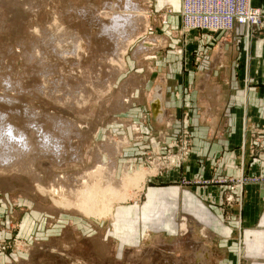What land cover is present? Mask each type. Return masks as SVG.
I'll return each mask as SVG.
<instances>
[{"label": "rangeland", "instance_id": "obj_1", "mask_svg": "<svg viewBox=\"0 0 264 264\" xmlns=\"http://www.w3.org/2000/svg\"><path fill=\"white\" fill-rule=\"evenodd\" d=\"M252 2L261 15L251 29L258 36L264 10ZM120 6L137 15L130 16L135 29L122 37L126 50L102 51L97 21H111ZM181 6V0H0V127H12L28 145L16 163L0 165V264H152L159 256L166 264H251L239 235L232 241L226 219L215 228L204 212L212 208L193 201L189 187L223 186L211 212L228 218L241 206L244 186H263L264 174L182 175L194 146L188 112L175 119L183 123L179 130L150 118L148 96L164 74L157 62L183 55ZM223 6L216 16L230 15ZM230 24L224 32L197 30L232 34L236 19ZM240 29L250 40V30ZM201 53L187 51L193 59L187 67H198ZM85 186L112 193L101 191L87 212L78 204Z\"/></svg>", "mask_w": 264, "mask_h": 264}, {"label": "crops", "instance_id": "obj_2", "mask_svg": "<svg viewBox=\"0 0 264 264\" xmlns=\"http://www.w3.org/2000/svg\"><path fill=\"white\" fill-rule=\"evenodd\" d=\"M252 4L264 10V0H253ZM172 18L180 22L179 17ZM240 28L235 27L232 34L184 32L183 55L179 58L167 54L157 62L164 74L148 96L150 118L159 125L165 121L168 129L179 130L183 127L179 120L186 111L192 125L194 146L190 160L180 170L182 175L207 178L219 174H264V29L247 40ZM187 51L190 55L203 51V62H196L198 67H187L193 63L185 56ZM158 112L159 117L155 116ZM180 172L168 177L179 178ZM189 188L193 193L190 190L188 196L193 201L202 203L203 208L205 203L212 208H205L204 212L218 223L214 227L220 228L226 219L227 234H234L232 241L239 235L251 264H264V184L245 185L240 195L241 206L228 218L223 213L211 212L218 209L223 186L213 185L208 190L192 184ZM186 192L180 194L185 196Z\"/></svg>", "mask_w": 264, "mask_h": 264}, {"label": "bare ground", "instance_id": "obj_3", "mask_svg": "<svg viewBox=\"0 0 264 264\" xmlns=\"http://www.w3.org/2000/svg\"><path fill=\"white\" fill-rule=\"evenodd\" d=\"M183 0H181V2H182ZM126 4V3H125ZM131 4V3H130ZM128 5L129 4H127V7H128ZM132 5V4H131ZM135 5V4H134ZM208 5H211V10H210V13L208 14V12H204V13H200L199 12V14L200 15H202V16H204V17H206V16H209V15H211V16H213V17H215L216 16V13H222L223 11L222 10H220V8H214V5H216V7H218L217 5H221V3L220 2H215V4L213 3V2H209V4ZM117 7V6H116ZM121 7V6H120ZM183 7H184V3L182 2V6H181V11H180V16H183V15H189V13L187 12V11H184L183 10ZM126 9L128 10V8H124L123 6L120 8V9H118V11L117 12H114V13H112V14H110V19H111V21H107L106 23H104V24H101V22L100 21H97V28L100 26V25H102L101 27H100V29L98 28V34H99V36H101V38H100V41H98L97 43L99 44V46H100V48H101V50L102 51H105V50H107V48L106 47H110V46H114L115 45V50H117L118 51V48L116 49V47H119V45H122V47L124 46V43H125V41H124V39L125 38H122L124 35V37H127L126 35L128 34V36L130 35H132V32H133V30L135 29L134 28V26H135V21L134 20H136L137 18V15H136V17L134 16L133 17V15L131 14V11H130V14L131 15H129V13H128V11H126ZM132 11H134V10H132ZM92 13V12H91ZM135 14L137 13L136 11L134 12ZM133 13V14H134ZM134 14V15H135ZM130 16H132L133 18H134V20H133V18H131ZM216 17H219V16H216ZM232 17V16H231ZM136 18V19H135ZM181 19H182V17H181ZM84 21V23H85V20H83ZM90 23L92 24V26H95L96 25V21L95 22H92V20L90 19ZM133 21H134V24H133ZM81 23V22H80ZM83 24V23H82ZM134 25V26H133ZM83 26V25H82ZM86 26H88L89 27V24L88 25H86ZM231 26V24L230 25H228L224 30L225 31H227V30H230L229 29V27ZM247 29H248V24H246V25H244ZM96 27V26H95ZM132 28H133V30H132ZM85 30V32H86V27L84 28ZM90 29H92V28H90ZM131 29V30H130ZM184 29L185 30H187V32H189L190 30H188L186 27H184ZM87 30H89V29H87ZM94 30V29H93ZM127 30H130V31H128V33H127ZM62 32V31H61ZM88 32V31H87ZM129 32H130V34H129ZM50 33H53V32H50ZM71 33V32H70ZM70 33H69V35H70ZM106 34L107 35V37H102V35L103 34ZM127 33V34H126ZM90 34V33H89ZM88 34V35H89ZM66 35V34H65ZM62 35H58L57 37H58V40H62L63 42H65L64 40V38H61V39H59V37H61ZM70 36H72V35H70ZM73 38H75L74 37V34H73V36H72ZM99 38V37H98ZM64 39V40H63ZM61 41V42H62ZM111 43H113V45L111 44ZM83 44V43H82ZM109 44H111V45H109ZM63 46V45H62ZM80 46V45H79ZM68 47V46H67ZM57 48V47H56ZM60 48V47H59ZM66 48V47H65ZM124 48V47H123ZM69 49V48H68ZM98 49V48H97ZM125 49V48H124ZM137 49V48H136ZM141 47L139 46L138 47V50L137 51H141ZM126 50V49H125ZM71 51V50H70ZM136 51V52H137ZM63 52V51H62ZM135 51H134V53H136ZM65 54V53H64ZM103 54V53H102ZM72 55V54H71ZM70 55V56H71ZM104 55V54H103ZM133 55H135V54H133ZM135 57V56H134ZM115 60L117 61V59L115 58ZM121 61V60H120ZM99 84V83H98ZM101 84V83H100ZM104 84H107L106 82H104L103 83V85ZM108 85V84H107ZM105 86V85H104ZM103 86V87H104ZM92 87V86H91ZM95 87V86H94ZM102 87V86H101ZM102 87V88H103ZM99 89V88H98ZM105 89H106V87H105ZM156 90V89H155ZM156 93V92H155ZM157 96H158V94H157ZM155 99V98H154ZM153 101V100H152ZM159 101V100H158ZM158 101H155V105L158 103ZM159 113V112H158ZM155 114V116H157V117H159V115H160V113L159 114ZM32 130V129H31ZM42 135V134H41ZM40 136V135H39ZM41 137V136H40ZM44 139L46 140V142L47 143H50V140H49V137L47 136V134H45L44 136ZM25 137H24V135H22L21 133H19V132H17V131H15L12 127H8V126H1L0 127V165L2 166V165H4V166H8V164H12L14 161V163H16L17 162V159H19V157L20 156H22L21 154H24V152L27 150V148H28V145H27V143H26V141H24L25 139H24ZM41 140V139H40ZM43 140V139H42ZM52 140V139H51ZM53 141V140H52ZM44 145H47V144H45L44 142H42ZM52 144V143H51ZM55 144V143H54ZM53 147H54V149L55 150H57V145H52ZM49 147H51V146H49ZM53 149V148H52ZM53 151V150H52ZM72 151V150H71ZM62 155V154H61ZM22 159V158H21ZM5 161H7V162H5ZM2 169V168H1ZM88 173V172H87ZM144 173L143 172H141V176H144L143 175ZM148 174V173H147ZM83 175V174H82ZM88 175V174H87ZM72 176V175H71ZM126 177V176H125ZM124 177V178H125ZM128 177V176H127ZM135 177V176H134ZM61 178V177H60ZM66 178V177H65ZM62 179V178H61ZM127 179H129L130 180V178H127ZM143 179V178H142ZM112 180V179H111ZM111 180H108L110 183H111ZM113 181V180H112ZM122 181H124V180H122ZM99 182V181H98ZM104 182H107L106 180L104 181ZM103 183V182H102ZM109 183V184H110ZM114 183V182H113ZM107 184L108 183H106V188H109V187H107ZM121 184H123V183H121ZM84 185V184H83ZM94 185V184H93ZM111 185V184H110ZM115 185V184H114ZM117 185V184H116ZM129 186H131V185H129ZM133 186V185H132ZM91 187V186H90ZM90 187H87V186H85V187H83L82 189H80V190H82L81 191V193L79 194V201H78V204L80 205V206H82L83 205V207H84V209H85V211H87V212H89V210L90 209H92V207H93V205H94V203H96L97 202V200H94L96 197L97 198H100V196L101 197H104V196H102V194L104 195V193H100L101 191H103V190H101L100 189V191H99V188H97L98 189V191H97V189H95L96 191H95V194L93 193L92 194V189H90ZM112 187V186H111ZM117 187V186H116ZM115 187V188H116ZM134 187V186H133ZM105 188V189H106ZM115 188H111V189H115ZM102 189H104V188H102ZM104 189V191L103 192H105V194L107 193L108 194V191L107 190H109V189H107V190H105ZM117 189V188H116ZM79 190V191H80ZM51 191V190H50ZM110 192L109 193H112L111 191L112 190H109ZM123 191V190H122ZM126 192V191H125ZM106 194V195H107ZM86 195H89V196H91L92 198H91V200H90V202L89 201H87L86 199H85V196ZM105 195V196H106ZM112 197V196H111ZM62 200V199H61ZM87 202V203H86ZM100 202V201H99ZM100 206V205H99ZM96 211V210H95ZM166 254V253H165ZM155 260L152 262V264H166L167 263V260H163L162 258H160V256L159 257H155L154 258ZM197 262H198V259H197ZM171 263L172 264H177L174 260H171ZM198 263H200V262H198ZM197 263V264H198Z\"/></svg>", "mask_w": 264, "mask_h": 264}, {"label": "built area", "instance_id": "obj_4", "mask_svg": "<svg viewBox=\"0 0 264 264\" xmlns=\"http://www.w3.org/2000/svg\"><path fill=\"white\" fill-rule=\"evenodd\" d=\"M184 3L183 10L187 11L189 15H183L181 21L183 27H186L188 30H206L213 32H224V29L229 25L231 19H236L237 27L248 24V30L252 34V28L257 27L258 19L261 16L260 11L257 9L251 8V0H183ZM209 2H220L223 5H214V8H223L225 6L227 14L224 17H213L202 16L199 14L208 12L210 13L211 5H208ZM228 2V5H226ZM260 22V21H259ZM264 182V179H262Z\"/></svg>", "mask_w": 264, "mask_h": 264}, {"label": "clouds", "instance_id": "obj_5", "mask_svg": "<svg viewBox=\"0 0 264 264\" xmlns=\"http://www.w3.org/2000/svg\"><path fill=\"white\" fill-rule=\"evenodd\" d=\"M5 162H7V161H5Z\"/></svg>", "mask_w": 264, "mask_h": 264}]
</instances>
